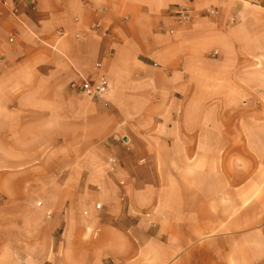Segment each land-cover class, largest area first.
I'll return each instance as SVG.
<instances>
[{
    "label": "crops",
    "instance_id": "0c3cea01",
    "mask_svg": "<svg viewBox=\"0 0 264 264\" xmlns=\"http://www.w3.org/2000/svg\"><path fill=\"white\" fill-rule=\"evenodd\" d=\"M0 264H264V0H0Z\"/></svg>",
    "mask_w": 264,
    "mask_h": 264
},
{
    "label": "built area",
    "instance_id": "2783aa9c",
    "mask_svg": "<svg viewBox=\"0 0 264 264\" xmlns=\"http://www.w3.org/2000/svg\"><path fill=\"white\" fill-rule=\"evenodd\" d=\"M3 3V2H2ZM29 9H33V4H28ZM217 11L215 9H208L205 11L206 15H216ZM12 15L17 14V9L13 8L11 10ZM192 11L186 5H178L172 13V17L178 23H187L191 20ZM96 27V26H93ZM99 67V64H96ZM69 88L80 95H83L91 100H96L102 102L105 107L108 106L107 95L110 90V85L103 74H97L95 76L80 77L78 80L72 81L69 84ZM109 171L113 172L115 169V162L111 159L108 161ZM96 209H101V204L95 205ZM96 233H93V238L96 237Z\"/></svg>",
    "mask_w": 264,
    "mask_h": 264
}]
</instances>
